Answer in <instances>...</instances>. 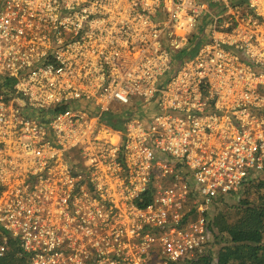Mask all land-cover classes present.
Returning a JSON list of instances; mask_svg holds the SVG:
<instances>
[{
  "label": "built area",
  "instance_id": "obj_1",
  "mask_svg": "<svg viewBox=\"0 0 264 264\" xmlns=\"http://www.w3.org/2000/svg\"><path fill=\"white\" fill-rule=\"evenodd\" d=\"M262 169L264 0H0V257L183 264Z\"/></svg>",
  "mask_w": 264,
  "mask_h": 264
},
{
  "label": "trees",
  "instance_id": "obj_2",
  "mask_svg": "<svg viewBox=\"0 0 264 264\" xmlns=\"http://www.w3.org/2000/svg\"><path fill=\"white\" fill-rule=\"evenodd\" d=\"M245 1L235 0L237 3ZM185 54L187 52L184 50L176 55L173 69L167 77L174 72ZM119 116L115 111L105 115L111 123ZM263 174L264 169L252 172L239 193L221 197L211 205L207 227L208 243L183 264H264ZM228 196L235 197L236 202L228 206L229 212L224 214L216 205ZM27 263L28 254L22 251L17 241L9 238L7 252L0 257V264Z\"/></svg>",
  "mask_w": 264,
  "mask_h": 264
},
{
  "label": "rangeland",
  "instance_id": "obj_3",
  "mask_svg": "<svg viewBox=\"0 0 264 264\" xmlns=\"http://www.w3.org/2000/svg\"><path fill=\"white\" fill-rule=\"evenodd\" d=\"M214 9L215 10H218V7L217 6H214ZM263 176H264V174H263ZM235 202H236L235 197L228 196V197L224 198V200H222L220 202H217V205L216 206L218 208H221L222 211L225 214L226 212H229L228 206L235 204ZM213 210H214V208H213ZM210 215H212V213Z\"/></svg>",
  "mask_w": 264,
  "mask_h": 264
}]
</instances>
